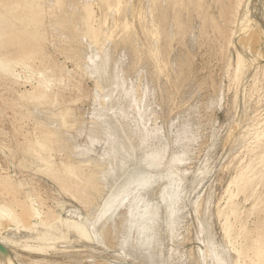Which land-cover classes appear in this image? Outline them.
I'll return each instance as SVG.
<instances>
[{
    "label": "rangeland",
    "instance_id": "1",
    "mask_svg": "<svg viewBox=\"0 0 264 264\" xmlns=\"http://www.w3.org/2000/svg\"><path fill=\"white\" fill-rule=\"evenodd\" d=\"M31 1L29 5L25 0H0V64L5 66L0 70V205L13 217L3 220L0 232L6 234L8 228L19 241L14 247L17 264H220L217 258L222 264H264V4L148 0L145 8V0H122L111 11L112 0H87L86 44L81 42L85 39L80 26L64 24L72 33L49 26L52 14L45 12L47 0ZM82 1L86 0H75V8ZM68 3L63 11L71 7ZM7 6H15L16 16L34 11L35 25L27 28L23 20L19 19L22 24L10 19L3 9ZM128 19L132 25L123 27ZM154 27L157 38L151 37ZM102 28L110 33L104 40ZM246 28L248 42L238 40ZM104 53L107 77L96 71L99 64L94 65ZM94 69L97 77L92 75ZM122 72L131 76L122 84H131L124 90L114 80ZM94 93L102 96L103 109L95 105ZM127 94L136 96L132 101H141H133L126 113L122 103ZM34 100L39 101V115L58 112L66 123L86 126L95 106L110 114L112 127L103 135L106 140L88 145L86 127L84 135L79 133L72 142L95 163L112 164L99 192L86 193L91 175L87 169L78 170V175L67 171L65 166L76 154L73 149L61 150L64 142L48 154L37 145L41 137L50 136L52 127L40 122L42 116L36 114L38 122L30 114ZM139 110L146 117L142 119ZM138 120L143 123L141 130ZM107 136L114 141L110 147ZM32 156L47 169L38 172L27 167ZM122 191L129 200L118 197ZM149 217L152 225L146 229ZM62 219L84 225L89 239L69 232L45 252L20 245L35 244L30 235ZM225 221L230 223L228 233H223ZM98 224L106 228L104 234ZM29 225L34 229L29 230ZM237 248L240 253L234 251Z\"/></svg>",
    "mask_w": 264,
    "mask_h": 264
},
{
    "label": "bare ground",
    "instance_id": "2",
    "mask_svg": "<svg viewBox=\"0 0 264 264\" xmlns=\"http://www.w3.org/2000/svg\"><path fill=\"white\" fill-rule=\"evenodd\" d=\"M10 1V0H9ZM26 2H28L29 3V5H30V3L32 2L31 0H25ZM48 1V3H47V5H46V13L48 14V13H50V14H52V18H51V22H50V19H49V22H50V25L49 26H51V27H55L54 29L56 30V28H57V30H59V29H62V30H66V32L68 31V32H70V33H72L71 31V29H68V28H66V29H64V24H66L67 26L68 25H73L74 27H79L80 28V35H81V37H83L85 40L84 41H81V39H80V41L81 42H85L86 44H88V41H87V38L84 36V34H83V22H84V20H85V16H86V13H85V6H86V3H87V0L86 1H82L81 3H76L77 4V8H75V4H74V1L75 0H47ZM69 1V3L68 4H71L70 6H68V7H70L69 9L67 8V10L64 8V11H63V7H64V5L67 3ZM93 1V0H92ZM100 2H102V0H99ZM105 1H108V0H105ZM144 1V0H143ZM148 0H145L144 1V3L145 2H147ZM257 1V0H256ZM260 1H262L263 2V0H258V5L259 4H264V2L263 3H260ZM78 2V1H77ZM80 2V1H79ZM122 2V0H112L111 1V3H110V6H109V9L111 10V11H116V9H117V7L120 5V3ZM129 2V1H128ZM1 3V2H0ZM143 3V2H142ZM143 3V4H144ZM2 4V3H1ZM146 4V3H145ZM20 6V4H18V3H16V6ZM250 5V4H249ZM45 6V5H44ZM128 6H129V4H128ZM141 6H142V4H141ZM15 6H11V8L10 7H6V8H3L4 10H5V12L6 13H8V14H10V16H9V18L10 19H17L18 21H21V20H23L24 21V25H22L23 24V22H22V26H26L27 28L29 27V28H31V27H33V25H35V23H36V18H35V16H36V13H34V11H32L31 9L28 11V13L26 14V15H23V16H16L14 13H13V11H17V9H15L14 8ZM65 7H67L66 5H65ZM143 7V6H142ZM142 7H141V9H142ZM145 8H147V4L144 6ZM263 7H264V5H263ZM131 7H129V8H127V10L125 11V12H127L128 11V9L130 10V11H128L127 12V14H126V16L128 15V13L129 12H131V9H130ZM1 9V8H0ZM22 9V8H21ZM145 10H147V9H145ZM239 11V10H238ZM78 12V13H77ZM112 13V12H111ZM144 13H146V12H144ZM241 13V12H240ZM262 13V12H261ZM77 14V15H76ZM142 14V13H141ZM5 15V14H4ZM76 15V17H75V20L73 21V16H75ZM4 17H6V16H4ZM4 17H3V19H4ZM8 17V16H7ZM6 17V18H7ZM261 17V16H260ZM127 18V17H126ZM19 19H21V20H19ZM1 21V20H0ZM5 21H6V19H5ZM15 21V20H14ZM15 22H17V21H15ZM6 23V22H5ZM13 23V22H12ZM130 24L132 25V22L131 21H129V19L128 20H126V21H124V24H123V27H128V26H130ZM18 25H19V23H18ZM28 25H30V26H28ZM113 26H114V24H113ZM2 27V26H1ZM8 27V26H7ZM7 27H4L5 29L7 28ZM41 27V26H40ZM48 27V26H47ZM237 27V26H236ZM9 28V27H8ZM59 28V29H58ZM244 28V27H243ZM24 29H26V28H24ZM78 29V28H77ZM105 28H102L101 30H100V35L102 36V39L104 40V39H106L107 37H109V35H110V33H107V32H103L102 30H104ZM257 29V28H256ZM1 30V29H0ZM29 30H31L32 32H34L33 31V28L32 29H29ZM39 30V29H38ZM37 30V31H38ZM235 30V29H234ZM262 30V29H261ZM41 31V30H40ZM40 31H38L39 32V35H42V33L40 34ZM244 31V33L241 35V37L239 36L238 37V40H243V39H245L244 37H248L249 35H250V31L248 32V34H247V31H248V29L246 28V31L245 30H243ZM259 31V30H258ZM264 31V30H263ZM262 31V32H263ZM20 32V31H19ZM35 32H36V29H35ZM37 32V33H38ZM58 32V31H57ZM67 32V33H68ZM257 32V31H256ZM75 33V32H74ZM237 33V32H236ZM241 33V32H240ZM264 33V32H263ZM63 34V33H62ZM76 34V33H75ZM233 34V33H232ZM260 34V33H259ZM4 35V34H3ZM36 35V34H35ZM61 35V34H60ZM65 35H66V33H65ZM72 34H69V36H71ZM74 35V34H73ZM72 35V36H73ZM158 29H157V27H154V29L151 31V37H155V38H157L158 37ZM260 35H262V34H260ZM2 36V35H1ZM67 36H68V34H67ZM71 36V37H72ZM76 36V35H75ZM77 36H78V34H77ZM253 36V35H252ZM264 36V35H263ZM35 37V36H34ZM43 37V36H42ZM41 38V37H40ZM55 38V37H54ZM74 38H76V37H74ZM74 38H73V40H74ZM254 38V37H253ZM252 38V39H253ZM25 39V38H24ZM75 40H77V38L75 39ZM40 41V40H39ZM244 41V40H243ZM248 42V39H245V42ZM23 42V41H22ZM93 42V41H92ZM251 42V41H250ZM34 43V42H33ZM33 43H32V45H33ZM80 43V42H79ZM238 43H242V41H240V42H238ZM252 43V42H251ZM123 44H124V42H123ZM237 44V43H236ZM250 44V43H249ZM256 44V43H255ZM29 45V44H28ZM80 45V44H79ZM85 44H83V46H84ZM126 45V44H125ZM243 45H244V42H243ZM36 46V45H35ZM35 46H33L34 48L33 49H35ZM87 46V45H86ZM37 47H39V46H37ZM81 47V46H80ZM121 47V49H122V45L120 46ZM126 47V46H125ZM245 47V46H244ZM25 48H27V47H25ZM24 48V49H25ZM84 48V47H83ZM83 48H80V49H82V51H84L83 50ZM90 48V47H89ZM246 48V47H245ZM4 49V48H3ZM28 49V48H27ZM75 49V48H74ZM123 49H124V46H123ZM122 49V50H123ZM242 49V48H241ZM79 50V49H78ZM86 50L87 49H85V52H86ZM89 50V49H88ZM119 50H120V48H119ZM121 50V51H122ZM248 51H250L249 49H247ZM2 51V50H1ZM33 51V50H32ZM81 51V52H82ZM121 51H120V54L119 55H121ZM30 52V51H29ZM80 52V51H79ZM84 52V54L86 55H88L89 56V53H85ZM89 52V51H88ZM245 52V51H244ZM257 52H258V50H257ZM31 53V52H30ZM78 53V52H77ZM32 54V53H31ZM79 54H81V53H79ZM83 54V53H82ZM83 54V55H84ZM123 54H125V53H123ZM261 54V53H260ZM22 55H24V54H21V56ZM83 55H79V56H81L80 58L82 59V57L83 58H85V56H83ZM19 56V55H18ZM18 56H15V57H17L18 58ZM20 56V57H21ZM25 56V55H24ZM88 56H86V58L88 59ZM93 56H97V54H96V52H95V54L93 55ZM107 53H104V59H103V57L101 58V60H100V58H99V60L98 61H96L95 63H94V61H93V59H91V58H93L92 56H91V58L89 59V63H90V60H92L91 62H92V66H94V65H100L101 66V70L100 69H98L99 67H97L96 69V71L97 72H100V74L99 75H101V73H102V75H103V72H104V76L105 77H107L106 75H108L107 74V72H108V70L109 69H107V66H108V58H107ZM14 57V58H15ZM121 58H122V56H120ZM124 57V56H123ZM13 58V59H14ZM22 58V57H21ZM79 57H77V59H78V61H79V59H80ZM113 58V57H112ZM120 58V59H121ZM11 59V58H10ZM76 59V60H77ZM264 59V58H263ZM12 60V59H11ZM83 60V59H82ZM86 61V60H85ZM117 61H120L119 59L117 60ZM117 61H116V63H117ZM121 61H122V59H121ZM120 61V63H118L119 65L120 64H122V62ZM80 62V64H81V60L79 61ZM84 62V61H83ZM93 63H94V65H93ZM123 63H124V61H123ZM238 63V62H237ZM87 64H88V61H87ZM264 64V63H263ZM91 65H89V66H91ZM80 66V65H79ZM82 66V65H81ZM84 66V65H83ZM86 66V65H85ZM84 66V67H85ZM95 66V67H96ZM121 66V65H120ZM122 66H123V64H122ZM86 68V67H85ZM93 69V68H92ZM107 69V70H106ZM0 70H5V66L4 65H1L0 64ZM104 70H106V71H104ZM116 70H118L117 71V73L119 72V69L117 68ZM121 70V69H120ZM122 70H123V68H122ZM94 72H95V69L93 70ZM124 71V70H123ZM139 71V70H138ZM138 71H136L134 74H136V75H138ZM238 71H239V69H238ZM2 72V71H1ZM93 72V73H94ZM97 72H95L94 74H92V75H96L95 77H97L98 76V73ZM106 72V73H105ZM140 72V71H139ZM120 74H121V71L119 72ZM123 73V72H122ZM125 73H126V71H125ZM128 73V72H127ZM238 74H239V72H237ZM106 74V75H105ZM124 74V73H123ZM120 75V76H118V74H116L115 76H117V78H115V76H114V80H116L117 79V81L118 82H116V84L118 85V87L120 88V87H122L121 89L122 90H124L123 88H125V89H127V87L126 86H131V84L129 83L128 85H126V86H122V84H124V82H125V80H127L129 77H128V74H124V75ZM134 74H133V77H134ZM125 75H127V77L125 76ZM135 75V78L137 77ZM40 77H41V75H39ZM130 76V75H129ZM93 77V76H92ZM239 77V76H238ZM100 79H101V77H99ZM127 78V79H126ZM135 78H133L134 80H135ZM98 78H96V80H97ZM129 79H131V76H130V78ZM128 79V80H129ZM132 79V80H133ZM109 80V81H108ZM107 80V82H109L110 83V79H108ZM113 80V81H114ZM127 80V81H128ZM132 80L130 81L131 83H132ZM136 81V80H135ZM127 83V82H126ZM97 84H99L98 82H97ZM111 84V83H110ZM115 84V83H114ZM116 84L114 85L115 86V88H117L116 87ZM134 85H135V82L133 83ZM113 85V84H112ZM125 85V84H124ZM95 86H97V85H95ZM134 86L132 85V88H133ZM139 87V86H138ZM137 87V88H138ZM143 87V86H142ZM141 87V88H142ZM135 88V87H134ZM133 88V89H134ZM145 88V87H144ZM95 89V88H94ZM131 89V88H130ZM143 89V88H142ZM141 89V90H142ZM119 90V89H118ZM117 89H116V91H118ZM121 90V91H122ZM132 90V89H131ZM145 90V89H144ZM134 91V90H133ZM95 92V91H94ZM101 92V91H100ZM118 92H120V91H118ZM136 92V91H135ZM139 92H141V91H139ZM142 92H143V90H142ZM38 93V92H37ZM44 92H42V94H43ZM97 93L99 94V92L97 91ZM103 93V92H102ZM101 93V94H102ZM105 93V92H104ZM103 93V94H104ZM95 94L96 93H94V96H95ZM107 94H108V92H107ZM106 93H105V95H107ZM128 94H129V92H128ZM128 94H127V98H126V101H124L123 103H122V106H123V109H124V111L127 113V110H128V108H130V105L133 107V101H134V99L136 98V96L135 97H133L135 94L133 93V96H128ZM137 94V93H136ZM30 95V94H29ZM32 95V94H31ZM44 95V94H43ZM97 95V94H96ZM110 95V94H109ZM132 95V94H131ZM142 95V94H141ZM93 96V95H92ZM45 97V96H44ZM139 98H140V96H138ZM53 98V97H52ZM91 98H94V97H91ZM95 98L97 99L96 100V103H95V105L98 107H100V105L102 104V102L103 101H101V99L103 100V98H102V96H101V99H100V96H99V98H98V96H95ZM94 98V99H95ZM132 98H134L133 99V101H132ZM138 98V99H139ZM140 100V99H139ZM139 100H136V101H134V102H136V103H138L137 101H139ZM52 101V100H51ZM93 101V100H92ZM141 101V100H140ZM140 101H139V103H140ZM39 101H37V100H34V101H32L31 102V104L29 105V111H30V114H32L31 116L33 117V118H35L37 121H38V119H39V117H41L42 116V114H38L37 113V111L38 110H36V109H38L39 108ZM42 103V102H41ZM49 103H51V102H49ZM54 103V102H53ZM52 103V104H53ZM93 103V102H92ZM132 103V104H131ZM136 103H135V105H136ZM138 105V104H137ZM96 106L94 107V109H96V111H93L94 112V114L92 115V117H90V121L89 120H87V122H86V124L88 125H86V126H84V123L83 124H78L77 122V124H73V123H71V122H65V120H62L61 119V114L59 115V113L58 112H55V113H50V114H48L47 113V111H46V108H45V110H43V112L45 111V113H47V114H43L44 116H46V115H48L47 117H45V118H43L44 116H42L40 119H43V120H40V122L42 121V123H45V124H43V125H46V124H49V125H51V127H52V130H51V132H50V136H47V137H45V135H44V137L42 138L41 137V140L37 143V145L41 148V149H43V151H47L46 153L48 154V150H50V149H58V147L59 146H61L62 144H63V148H60L61 150H64V149H68V150H70V149H75V152H73V150H72V154L73 155H75L76 154V159L74 158V160H72V161H70V163H68L65 167H66V169H67V171H70V172H77L78 170H80L81 169V171L83 170V168L84 169H87L86 170V172H88L89 173V175H90V177H89V180H88V186L87 185H85V186H87V189H86V193H92V194H94V193H97V192H99L100 190H101V187H102V185H103V182H104V179H106L107 178V176H106V172L108 171V172H110V169L112 170V168H113V166H112V164L111 165H107L106 163H103V161H98V160H95L96 161V163L94 162V159H92L91 157H90V159H91V161H93L94 163H90L89 162V160L90 159H88V157L85 155V152L82 150V148H77L78 146L77 145H73L72 144V142H74L77 138L75 137V136H79V133H83V135H84V133L85 132H83V131H85L84 129H86V127H87V129H86V137H84V138H86V142L88 143V145H90V144H95L94 142H100V140H106L104 137H103V135H104V133H105V131H106V129L107 130H109V128H111L112 126H111V122H110V119H111V116H110V114L108 115L106 112V114L103 112V111H98L97 110V108H96ZM113 106V105H112ZM139 106V105H138ZM49 108V107H48ZM102 107H100V109H101ZM103 109V108H102ZM109 109V108H108ZM110 110H112V109H110ZM121 110V109H120ZM141 110H142V108H141ZM41 111V110H40ZM60 111V110H59ZM107 111V110H106ZM122 111V110H121ZM103 112V113H102ZM109 112V111H108ZM123 112V111H122ZM141 111L139 110V113H140ZM42 113V112H41ZM36 114L39 116H37L38 117V119L36 118ZM148 114V113H147ZM146 115V112H141L140 114H139V116L143 119L144 117H146L145 116ZM65 116H67V115H65ZM140 117H139V120H140ZM148 117H150V116H148ZM77 119V118H76ZM81 120H82V122H83V119L81 118ZM138 120V130H141L142 129V125H143V123L142 122H140ZM77 121V120H76ZM86 120L84 119V122H85ZM103 121H106L107 123L106 124H103ZM144 121V120H143ZM39 122V121H38ZM78 122H80V121H78ZM82 122H80V123H82ZM140 123V124H139ZM142 123V124H141ZM47 126V125H46ZM45 126V127H46ZM71 127H73L72 129L73 130H71ZM110 131V130H109ZM68 134V136L70 135V137H65L64 138V136H63V134ZM115 134V133H114ZM42 135V134H41ZM73 135V136H72ZM81 135V134H80ZM263 135V134H262ZM67 136V135H66ZM259 136V135H258ZM257 136V137H258ZM108 138H109V136H107ZM261 138H262V136H260ZM38 138V137H37ZM36 138V139H37ZM70 138V139H69ZM73 138H75V139H73ZM63 139H65V140H63ZM73 141H72V140ZM37 141V140H36ZM65 141H67V142H65ZM34 142V141H33ZM59 142H64V143H62L61 145H59L58 143ZM86 142H85V147H87L86 146ZM106 143H107V146L108 147H110L111 146V144L110 143H113L114 141L112 140V138L110 137L109 139H108V141H105ZM258 142V141H257ZM35 143V142H34ZM66 143V144H65ZM78 143V142H77ZM90 143V144H89ZM259 143H260V140H259ZM227 144V143H226ZM76 146V147H75ZM91 146V145H90ZM32 147H34V146H32ZM37 147V146H36ZM86 150H87V148H86ZM51 151V150H50ZM65 151V150H64ZM58 152V151H57ZM66 152V151H65ZM228 152V151H227ZM71 153L69 154V156L71 155ZM75 153V154H74ZM65 154V153H64ZM88 154V153H87ZM45 155V154H44ZM73 155H71V156H73ZM68 156V157H69ZM82 156V157H81ZM90 156V155H89ZM31 157V156H30ZM29 157V158H30ZM46 157H47V155H46ZM80 159H79V158ZM87 157V158H86ZM49 158V157H48ZM71 158V157H70ZM73 158V157H72ZM71 158V159H72ZM78 158V159H77ZM82 158V159H81ZM84 158V159H83ZM31 159V158H30ZM148 159H149V157H148ZM46 160V159H45ZM145 160V159H144ZM31 162H30V164L27 166V167H29V168H31V169H33V170H36V171H41V172H43L45 169H47L46 167H44L38 160H37V158L35 157V156H32V160H30ZM41 161V160H40ZM142 161H143V158H142ZM43 162V161H42ZM145 162H146V160H145ZM144 162V163H145ZM148 162H149V160H148ZM47 162H44V164H46ZM51 163V162H50ZM49 163V164H50ZM121 163L122 164H124L122 161H121ZM52 164V163H51ZM110 166H112V167H110ZM117 168H119L118 166H117ZM251 171H252V169H251ZM52 172V171H51ZM113 171H111V173H112ZM47 173V172H46ZM82 173V172H81ZM237 173V172H236ZM44 174H45V172H44ZM70 174H72V173H70ZM83 174V173H82ZM47 175V174H46ZM49 175H50V173H49ZM73 175H75V174H73ZM76 175H78V173H76ZM56 176V175H55ZM54 176H52V178H53ZM75 177V176H74ZM55 178V177H54ZM58 178V177H57ZM68 178V177H67ZM143 178V177H142ZM59 180H60V178H59ZM233 181V180H232ZM74 183V182H73ZM125 183V182H124ZM75 185H76V183H74ZM81 184V183H80ZM126 184V183H125ZM140 185V184H142V183H140V181H139V183H136V185ZM69 185H71V184H69ZM138 185V186H139ZM77 186H80L78 183H77ZM84 186V187H85ZM125 186V185H124ZM124 186H122V187H124ZM81 187V186H80ZM79 188V187H78ZM82 188V187H81ZM123 189V188H122ZM119 190V189H118ZM121 190V189H120ZM119 190V191H120ZM125 190V189H124ZM237 190V189H236ZM74 191V190H73ZM66 192V191H65ZM67 193V192H66ZM84 193V192H83ZM85 193V194H86ZM117 193H118V191H117ZM120 193H121V191H120ZM124 193H123V191H122V194L121 195H119L118 194V197L119 196H122ZM126 194V193H125ZM113 195H115V194H113ZM84 196V195H83ZM126 197L127 199H128V195L126 196V195H123V197ZM88 197V196H87ZM117 196L115 195V198H116ZM113 198V197H112ZM122 198V197H121ZM120 198V199H121ZM125 198V199H126ZM135 198V197H134ZM119 199V200H120ZM124 199V198H123ZM123 199L121 200V201H123ZM131 200L133 199V198H130ZM87 200V199H86ZM88 200H89V198H88ZM114 200V199H113ZM117 200V199H116ZM129 200V199H128ZM127 200V201H128ZM110 203H112L111 201L112 200H108ZM133 201H135L134 199H133ZM200 201H201V199H200ZM196 202V201H195ZM109 203V204H110ZM133 203V202H132ZM105 204V203H104ZM130 204H131V202H130ZM201 204V203H200ZM105 205H107V202H106V204ZM105 205H104V207H105ZM111 206V205H110ZM131 206H132V204H131ZM131 206H130V208H131ZM106 208V207H105ZM105 208L104 209H102V212L105 210ZM230 208V210L231 209H234V207H229ZM32 209V207L30 206V211H32L31 210ZM108 210H109V207L107 208ZM108 210H106L104 213H102L103 215L108 211ZM231 211H233V210H231ZM101 212V211H100ZM11 212H9L8 211V209L5 207V206H3V205H0V225L3 223V220L4 219H6V218H13L12 216H11V214H10ZM14 213V212H13ZM91 213H93V212H91ZM197 213V212H196ZM100 214V213H99ZM102 214H100V215H102ZM140 214V216L142 215V212L141 213H139ZM146 214V213H145ZM195 214V213H194ZM138 215V214H137ZM144 215V214H143ZM139 216V215H138ZM97 217H98V215H97ZM96 218V217H95ZM143 218V217H142ZM147 218V217H146ZM149 219V220H148ZM146 221H148V223H144L146 226V229L147 228H149L150 227V225H152V217H149ZM60 220V219H59ZM63 220V219H62ZM74 220V219H73ZM95 221H96V219H95ZM145 221V220H144ZM93 223H94V221H92ZM98 222V221H97ZM102 223H103V221H101ZM101 222H99V223H101ZM78 223V222H77ZM90 223V222H89ZM92 223V224H93ZM101 223V224H102ZM201 223V222H200ZM92 224H90V225H92ZM205 224V223H204ZM203 224V225H204ZM89 225V226H90ZM93 225H95V223L93 224ZM99 225V224H98ZM97 225V226H98ZM29 226H31V225H29ZM100 226V225H99ZM103 226H105V225H103ZM101 227V226H100ZM34 229V227L33 226H31L30 227V229L29 230H31V229ZM98 228V230H99V227H97ZM198 228V227H197ZM206 228V227H205ZM150 229V228H149ZM208 229V228H207ZM222 229H223V233H228V231L230 230V223L228 222V221H225L223 224H222ZM203 230V229H202ZM5 231L7 232L6 234H2L1 232H0V242L2 243V244H4V246H6L7 247V249H8V251H6V252H4V253H2V252H0V264H17V262H18V260H17V258H16V253H15V251H14V247H15V245L16 244H19V243H17V242H19V241H17L16 242V239H14V238H12V236H10V234L8 233V231H10V229H8V228H5ZM105 231H106V228L105 227H101L100 228V230H99V233L100 234H104L105 233ZM69 232H71V233H73V234H75V236L77 237V238H83L84 240H88L89 238H88V231L86 230V227L84 226V225H82V224H75V223H73V222H69V220L67 221V220H63L62 222H60V223H56L55 225H47L44 229H42V230H39V232L37 231V233H35V235H33V236H31L30 235V237L29 238H33L32 240H35L36 241V243L35 244H29V243H23V244H20L22 247H23V249H26V250H29V251H36V252H45L51 245H53L54 243H55V241L58 239V238H60V237H64V236H67V234L69 233ZM146 232V231H145ZM149 233V232H148ZM95 234H98V233H95ZM100 234H98V235H100ZM150 234V233H149ZM137 235V234H136ZM151 235V234H150ZM150 235H148L149 237H150ZM148 236H147V238H148ZM95 237H97V236H95ZM144 237H146V236H144ZM28 238V239H29ZM66 238V237H65ZM151 238V237H150ZM150 238H148V240H149V242L150 243H153L152 242V240L150 241ZM153 238V237H152ZM145 239V238H144ZM143 239V240H144ZM18 240V239H17ZM94 240V239H93ZM146 241V243L144 242V244H148L147 243V240H145ZM31 243V242H30ZM205 243V242H204ZM236 243V242H235ZM149 246L151 245V244H148ZM210 245V244H209ZM233 246H235L234 245V243H233ZM21 247V248H22ZM236 247V246H235ZM206 248V247H205ZM204 248V249H205ZM207 248H209V247H207ZM210 249V248H209ZM209 249H208V251H209ZM211 251H212V249H210ZM234 251H237L236 253H240V248L238 249H236V250H234ZM205 252V251H204ZM150 253V252H149ZM203 253V252H202ZM146 255H147V253H145ZM144 254V255H145ZM206 254H207V252H206ZM209 254H210V252H209ZM14 256V258L12 257V256ZM211 255H214L213 253L211 254ZM211 255L209 256L210 258H211ZM216 255V254H215ZM215 255H214V257H215ZM219 255V254H218ZM218 255L216 256V257H218ZM239 255V254H238ZM237 256V255H236ZM238 257V256H237ZM240 257V256H239ZM17 260V262H16V260ZM203 259V258H202ZM218 260H214L215 262H218V263H220V264H222L223 263V260H222V258L220 259V258H217ZM213 261V262H214ZM237 261V260H236ZM214 262V263H215ZM20 263V262H19ZM18 263V264H19ZM39 264V263H38ZM217 264V263H216Z\"/></svg>",
    "mask_w": 264,
    "mask_h": 264
},
{
    "label": "water",
    "instance_id": "3",
    "mask_svg": "<svg viewBox=\"0 0 264 264\" xmlns=\"http://www.w3.org/2000/svg\"><path fill=\"white\" fill-rule=\"evenodd\" d=\"M6 251H8L7 247L4 246V244H2V243L0 242V252L4 253V252H6ZM11 256H12V255H11ZM12 257H13V256H12Z\"/></svg>",
    "mask_w": 264,
    "mask_h": 264
}]
</instances>
